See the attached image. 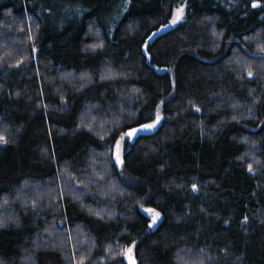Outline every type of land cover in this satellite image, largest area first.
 I'll return each mask as SVG.
<instances>
[{"label":"trees","instance_id":"trees-1","mask_svg":"<svg viewBox=\"0 0 264 264\" xmlns=\"http://www.w3.org/2000/svg\"><path fill=\"white\" fill-rule=\"evenodd\" d=\"M0 137V264H264V0H0Z\"/></svg>","mask_w":264,"mask_h":264},{"label":"rangeland","instance_id":"rangeland-1","mask_svg":"<svg viewBox=\"0 0 264 264\" xmlns=\"http://www.w3.org/2000/svg\"><path fill=\"white\" fill-rule=\"evenodd\" d=\"M178 9H182V11L179 13V18H178V12H177ZM185 9H186L185 2H181L180 4H178L174 8L172 16H171L169 22L166 25H164L163 27L167 28V27L173 26L174 24H177L179 21L183 20V18L185 16ZM174 20L176 21L175 23H173ZM126 133L123 134L121 137H119L117 139L115 145H114L113 158H114V160L116 162H118V160L116 158L117 142H119V154H120V161L119 162H121L122 156H123V151H124L125 138L129 137V136L126 135ZM122 137H123V139H122ZM142 209L150 216V218H151L153 223H156V222H158L161 219V214L157 210H155V209H153L151 207H148V206H142ZM147 210H151V211H147ZM156 213H159V217L158 218H155V214ZM154 218H155V222H154ZM57 222H58V225L60 227H64L65 226L66 221H65V217H64L63 214L59 215ZM45 264H52V262L49 261V260H46Z\"/></svg>","mask_w":264,"mask_h":264},{"label":"snow or ice","instance_id":"snow-or-ice-1","mask_svg":"<svg viewBox=\"0 0 264 264\" xmlns=\"http://www.w3.org/2000/svg\"><path fill=\"white\" fill-rule=\"evenodd\" d=\"M257 5L256 4H253V7H256ZM182 11V9H178L177 12H178V18H179V13ZM176 21L174 20L173 23H175ZM249 75H251V73H249ZM157 119H159V117H157ZM155 125L154 124H149V125H144L143 127L144 128H152L154 127ZM139 129H132L130 130L129 132L126 133L127 136L129 137H132L136 134V132H138ZM0 139H3L2 137H0ZM123 139V137H122ZM116 158L118 160V162L120 161V154H119V142H117V152H116ZM147 211H151V210H147ZM159 217V213H156L155 214V218H158ZM155 218H154V222H155Z\"/></svg>","mask_w":264,"mask_h":264},{"label":"water","instance_id":"water-1","mask_svg":"<svg viewBox=\"0 0 264 264\" xmlns=\"http://www.w3.org/2000/svg\"><path fill=\"white\" fill-rule=\"evenodd\" d=\"M130 130H132V129H130ZM130 130H129V131H130ZM129 131H128V132H129ZM130 263H133V262L131 261Z\"/></svg>","mask_w":264,"mask_h":264}]
</instances>
